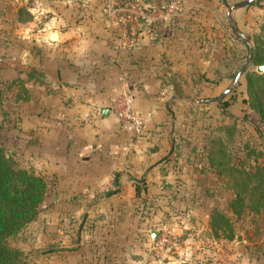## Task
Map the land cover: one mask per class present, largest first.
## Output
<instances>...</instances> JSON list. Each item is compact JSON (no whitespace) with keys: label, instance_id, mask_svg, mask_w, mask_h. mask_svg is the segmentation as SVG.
<instances>
[{"label":"crops","instance_id":"0c3cea01","mask_svg":"<svg viewBox=\"0 0 264 264\" xmlns=\"http://www.w3.org/2000/svg\"><path fill=\"white\" fill-rule=\"evenodd\" d=\"M40 1V11L49 16L57 37L50 40L47 32V42H53L44 44L34 60L42 81L51 89L47 92L44 83H39L43 93L38 101L13 103L12 112L19 113L17 126H21V130L12 127L13 137L22 142L29 163L37 166L31 169L43 174L53 187L56 213L63 220L70 207L72 217L68 224L72 245L57 246L54 262L41 264H182L183 259V264H264L261 216L257 218L261 232L256 241L248 237L240 243L236 234L234 251L218 243L212 245L211 239L220 235L219 231L214 234L208 223L212 207H207V200L203 205L179 192L218 187L213 207H223L238 230L241 219L228 209L232 190L220 182L213 169L209 171L214 178L203 182L201 167L188 169L186 165L182 171L197 175L198 180L173 184V170L167 165L176 142L169 134L171 129L163 134L169 102L177 94H186L181 82L194 75L197 66H216L210 55L207 61L200 54L197 39L202 35L203 40L208 37L215 44L221 5H213L214 0H183L178 14L159 18L151 30L140 25L137 44L121 48L113 41L119 26L105 14V0ZM134 1L151 6L162 2ZM124 96L130 98L136 113L148 114L140 134L131 124L120 122L112 110L111 102ZM103 107L107 108L104 112ZM170 118L172 122V113ZM204 159L202 156L203 163ZM180 199L186 205L180 212L185 216L169 220V214L162 212H171ZM60 223L57 239H67L68 233L61 229L64 222ZM99 223L112 225L107 237L110 235L113 243L105 234L100 238L101 231L95 232ZM168 226L176 234L177 244L172 251L155 255L151 247L157 230ZM118 230L121 233L112 234ZM114 243H119L118 251L112 249ZM117 252L121 253L118 263L111 261Z\"/></svg>","mask_w":264,"mask_h":264},{"label":"rangeland","instance_id":"374dc122","mask_svg":"<svg viewBox=\"0 0 264 264\" xmlns=\"http://www.w3.org/2000/svg\"><path fill=\"white\" fill-rule=\"evenodd\" d=\"M167 1L168 0H162V2L155 4ZM180 1L183 7V0ZM234 1L237 0L213 1V5L215 2L217 7L221 5L216 15L218 25L216 36L218 39L215 44L210 43L208 37L203 40L202 35L197 39V42L201 44L200 54L206 56L207 61L210 55V57H212V64L216 62V66L210 65V63H202L197 66L199 68L193 73L194 75H190L188 79L184 80V83L181 82V86L183 88L185 87L184 90L186 94H177L176 97L169 102L170 110L165 120L163 134L166 135L167 130L171 129L169 134H171L172 137H176V142L173 143L172 147V158H169V162L167 163L173 170V184H179V182L184 183V181L188 182L190 178L198 180L197 175L194 176L189 174L190 172L188 170L182 171L185 165L188 166V169L192 168L197 170L201 167L200 169L203 170L202 173L204 175L202 179L203 182L211 180L210 178L212 177L214 178L212 175L213 173L210 174L212 171H209L210 169L207 166V161L205 159L203 160L206 164L204 165L201 158L205 156L206 147L208 146L207 138L211 136L214 138L221 134V131L218 128L216 129L215 125L218 121L227 120L229 117L219 112L216 106L215 96L228 85L231 78L219 77L218 73L224 74L226 72L225 67H232L237 64L241 65L247 53L246 46L231 32L226 20V6ZM115 3H119L118 0ZM39 6H41L40 0H0V142L6 147L7 151L12 154L19 165L29 169L33 167L36 168L37 166H34V163H29L28 157L23 153L22 142H19L13 137L12 127L19 124L18 121L20 120V116L18 112L13 114L12 106L14 102L23 101L21 97L16 98V94H19V96L25 94L22 92V87L28 90L31 102L38 101L39 96L41 97L43 93V90L40 89L37 84L44 83V88L47 92H50L51 89L49 85L42 81L41 73L36 68V60H34L40 55V51L44 44L46 45L49 44V42H53H47L46 34L54 30V26L48 22V19H50L49 16L46 15L47 13L44 10L40 11L41 8H39ZM234 19L238 29L248 36L250 43L259 44L260 49L264 53V0H254L251 4L236 8L234 11ZM212 22L213 21H211V23ZM214 55H216L217 59H215ZM29 56H31L30 60ZM253 68L255 69V65ZM14 78H21L22 82L18 83L13 81ZM171 82L173 84V81ZM242 85V81L235 85L233 93L236 96V101L230 103L227 108L230 112L247 117L250 120H255L256 118L253 111L240 102L241 95H244V85ZM174 89L177 91V88ZM187 97L204 98L205 100L190 102L185 99ZM171 113L173 116L172 122L170 121ZM12 116L15 117L13 120ZM234 123L237 131L233 143L229 147L231 160L235 163L241 161L244 164L243 166L251 170L254 166L262 165L264 163V143L257 133H255L250 123L245 120L242 123ZM18 128L21 130V126H17L15 129ZM250 148L253 149L252 154H248ZM186 154L189 155L186 156ZM206 167L208 169L204 170ZM36 174L42 177L44 176L40 172ZM226 177L225 175H221L219 178L220 182L224 184L225 187H227L225 185V181H227ZM44 179L46 180V178ZM213 181L216 180L213 179ZM217 183H219L218 180ZM46 184L43 200L38 206L36 216L18 232L8 238V242L11 246L21 249L22 264L53 263V254L57 246L63 245L69 248L72 245L70 239L72 230H70L71 228L68 225L71 223L72 219L70 207L66 209L67 214L62 220L60 214L56 213L58 208L56 209V207H54L53 201L55 199V191L53 187L51 188L48 186L49 183H47V181ZM211 184L210 182L208 185ZM211 188L205 186V188L194 189L192 191L180 190L179 194L182 197H194L196 202L201 201L203 205L204 203L202 201L206 202L207 200V207H213V204H216V193H218L215 188L218 187L213 186V188ZM183 209H186V205H184V201L180 199L177 207L170 210L171 212L165 211L162 212V214H169L167 215L170 218L169 220L180 219L178 217L179 215L185 216L180 213ZM231 214L241 219L238 223V230L233 228V235L231 237H227L224 233L220 232V235H215V238L211 239L212 245L221 242L224 243L222 246L223 249L226 248L234 251V247H236L238 243L236 234L240 236L239 242L243 243L246 241L242 240L248 237L251 241H256L261 230L264 232L262 211L251 212L248 209H244L237 216L232 212ZM227 215L230 217L229 214ZM247 215H249V217ZM260 216L261 222L263 223L261 230L257 224L259 220L257 218H260ZM162 219L165 220V218ZM250 220L252 223H255H250ZM62 221L64 223L61 229L63 233H68V237L67 239L61 240L60 238L57 239V237L60 234V222ZM242 221H248L249 224L245 225L246 223H242ZM103 225L99 223L98 226L96 225V228H94L96 233L97 230L99 233L102 232L100 238L104 234L107 237V234L111 233L110 228H112V225L110 223L108 225L104 223ZM233 225L234 224H232V226ZM167 229L170 230L169 226ZM247 231L251 232V235H248ZM116 232H112V234L118 235L121 233L120 230ZM132 236L133 238L135 237V235ZM109 238H111L110 235L107 237L108 242L111 240L113 243L112 239L109 240ZM244 244L246 245L247 243ZM118 247L119 243H114L112 249L118 251ZM113 254H115V260L111 261L118 263L121 253L118 254L117 252ZM110 256L113 258L111 254ZM183 261L184 259L181 262L182 264L185 263Z\"/></svg>","mask_w":264,"mask_h":264},{"label":"trees","instance_id":"16d2710c","mask_svg":"<svg viewBox=\"0 0 264 264\" xmlns=\"http://www.w3.org/2000/svg\"><path fill=\"white\" fill-rule=\"evenodd\" d=\"M251 49L250 64L243 70L236 84L243 82L244 95H241L240 102L255 114L256 119L252 120L255 126H251L263 142L261 137H264V70L258 72L253 66L264 65V53L259 44H251ZM239 66L240 64L225 67L226 72L218 73V76L232 78ZM13 81L22 82L21 78H14ZM233 90L234 88L216 105L223 115H228L227 112L230 111L227 107L236 101ZM22 92L25 94L23 96L16 94V98L21 97L23 101L29 99L28 90L22 87ZM241 117L229 116L227 120L218 121L215 128H218L221 134L207 138L205 160L207 166L213 169L219 178L221 175L227 176L226 188L233 192L228 200L230 211L236 216L244 209L251 212L262 211L264 219V163L254 166L251 170L243 166L241 161L233 162L230 156L229 147L237 131L234 122L242 123L244 118H247ZM252 152L253 149L250 148L248 154ZM46 186V180L42 176L19 165L0 142V264H22L21 249L11 246L8 238L36 216ZM135 193H138L137 187ZM208 223L214 234L219 231L227 237L233 235L232 220L226 212L216 206L210 209Z\"/></svg>","mask_w":264,"mask_h":264},{"label":"built area","instance_id":"2783aa9c","mask_svg":"<svg viewBox=\"0 0 264 264\" xmlns=\"http://www.w3.org/2000/svg\"><path fill=\"white\" fill-rule=\"evenodd\" d=\"M182 9L180 0H168L160 4L147 5L140 1L125 0L121 3H113L105 0L103 10L106 15L118 23V30L114 34V43L121 48H131L137 44L138 28L146 25L151 30L152 25L159 18H172ZM112 110L117 119L122 123H129L133 126L135 133L140 134L148 114L142 115L134 111L131 100L128 96L122 99H114L111 102ZM177 236L167 228H159L157 236L152 242L151 249L155 255L169 252L175 247ZM224 243L218 242L221 247Z\"/></svg>","mask_w":264,"mask_h":264},{"label":"water","instance_id":"95a60500","mask_svg":"<svg viewBox=\"0 0 264 264\" xmlns=\"http://www.w3.org/2000/svg\"><path fill=\"white\" fill-rule=\"evenodd\" d=\"M254 0H237V1H234L230 4H228L226 6V12H225V16H226V20L228 22V26L231 30V32L238 38L240 39L246 46V49H247V53H246V57L244 59V61L242 62V64L239 66V68L236 70V72L234 73L233 77L231 78L230 82L228 83V85L218 94L215 96V101H216V104H219L220 102V99L222 97H224L227 93H229L235 86L236 84V81L238 80V78L241 76L243 70L248 67L249 63H250V56H251V43L249 41V38L246 34H244L242 31H240L235 23V19H234V10L235 8L237 7H240V6H243V5H247V4H250L252 3ZM144 3H146L147 1L146 0H143ZM57 37V33L55 31H50L48 33V38L50 40H55ZM255 70L258 71V72H261L264 70V65L263 64H258L256 65L255 67ZM189 101H192V102H197V101H204L205 99L204 98H187ZM220 108V107H219ZM107 108L106 107H103L102 108V112L106 111ZM227 114L229 116H232V117H237V118H242L241 116H238V115H234L230 112H227ZM244 120L248 123H250L252 126H255L254 122L248 118H244ZM263 142H264V137L262 136L261 137ZM156 233V231H155ZM152 237H154V235H152Z\"/></svg>","mask_w":264,"mask_h":264}]
</instances>
